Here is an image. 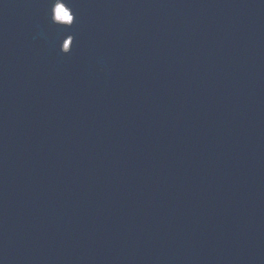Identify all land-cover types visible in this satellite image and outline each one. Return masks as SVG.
<instances>
[{"label": "water", "instance_id": "obj_1", "mask_svg": "<svg viewBox=\"0 0 264 264\" xmlns=\"http://www.w3.org/2000/svg\"><path fill=\"white\" fill-rule=\"evenodd\" d=\"M0 264H264V0H0Z\"/></svg>", "mask_w": 264, "mask_h": 264}, {"label": "rangeland", "instance_id": "obj_2", "mask_svg": "<svg viewBox=\"0 0 264 264\" xmlns=\"http://www.w3.org/2000/svg\"><path fill=\"white\" fill-rule=\"evenodd\" d=\"M55 13H56V19L60 22H71L72 21V17L69 11L62 5L57 6ZM68 43L70 46V41H68Z\"/></svg>", "mask_w": 264, "mask_h": 264}, {"label": "snow or ice", "instance_id": "obj_3", "mask_svg": "<svg viewBox=\"0 0 264 264\" xmlns=\"http://www.w3.org/2000/svg\"><path fill=\"white\" fill-rule=\"evenodd\" d=\"M73 24H74V21H73ZM73 24H72V25H73ZM63 47H64V49H65L66 51H68V50H69V43H68V42H65L64 45H63Z\"/></svg>", "mask_w": 264, "mask_h": 264}, {"label": "bare ground", "instance_id": "obj_4", "mask_svg": "<svg viewBox=\"0 0 264 264\" xmlns=\"http://www.w3.org/2000/svg\"><path fill=\"white\" fill-rule=\"evenodd\" d=\"M55 19H56V13H55ZM57 20V19H56ZM58 21V20H57ZM60 22V21H59Z\"/></svg>", "mask_w": 264, "mask_h": 264}]
</instances>
